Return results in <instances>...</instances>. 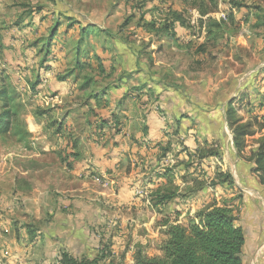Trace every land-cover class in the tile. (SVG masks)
Instances as JSON below:
<instances>
[{
    "label": "rangeland",
    "instance_id": "rangeland-1",
    "mask_svg": "<svg viewBox=\"0 0 264 264\" xmlns=\"http://www.w3.org/2000/svg\"><path fill=\"white\" fill-rule=\"evenodd\" d=\"M254 4L253 0H0V89L7 88L14 98L10 105L13 110L11 130L0 136V264H14L12 260L18 255L16 247L20 246V230H32L37 237L43 236L41 229L49 219L46 214L67 211L63 207L60 209L58 202L72 198V178L61 172L52 174L46 169L47 172L40 174L36 191L30 190L29 182L16 186L15 181L25 176V171L37 169L30 158L34 153L46 154L49 150L66 153L76 148L77 136L84 137L89 130L83 129L82 117L75 119L73 115L81 113L79 106L92 96H101L107 88H128L129 96L119 106L131 122L129 129L125 130L133 131L134 120L141 118L139 113L149 105L154 106L155 90L168 93L169 102H172L175 91L191 100L192 96L196 97L194 92H200L194 86L206 82L208 74L218 70L220 56L223 54L222 58L230 59L235 54L239 59L238 68L247 73L243 90L246 88L254 93L251 102L264 101V76H261L264 62L255 60L251 53L253 46L245 49L248 47L242 45L243 38L248 36L247 31H262L264 28L259 25L264 24V10ZM167 6L183 16L188 31L193 34L189 45L165 40L158 43L157 39L163 38L164 34L150 33L145 29L152 22L171 20L170 14L161 9ZM242 7L252 9L253 19L258 23H252L249 28L246 24L236 23L235 10ZM226 14H231L233 19H227ZM216 23L222 25L220 30L213 27ZM82 27H90L92 33L81 35L79 30ZM55 29L57 38L53 39ZM65 30L68 31L66 34ZM210 30L219 34V39L208 45L206 39ZM213 36L215 33L210 38ZM51 46L55 48L50 49ZM96 56L102 58L100 60L107 68L105 73L101 71ZM54 58H57L56 63H52ZM45 59L53 65L49 71L53 79L44 85L40 84V78ZM78 60L91 65L78 70ZM228 62L231 61H223V66L229 65ZM254 71L257 74L253 77ZM63 77H67V85L73 88L74 94L59 98L46 88H56L53 83L61 82ZM217 80L215 77V82ZM41 85L44 89L36 93L34 86L39 88ZM255 94L262 95L256 97ZM43 98L50 100L49 106L44 104ZM253 109H248L250 117ZM2 111L0 107V113ZM176 112L183 117L189 111L178 106ZM263 131L257 133L264 134ZM260 139H249L247 147L257 146ZM205 142L200 147L204 148ZM217 143L220 158L213 157V172L220 170L235 176L237 166L230 162L234 158L225 153L227 141ZM229 147L232 148L230 142ZM167 157L166 163L170 164L173 159L177 164L175 154ZM249 157L246 153L242 159L251 169L253 164ZM86 166L87 182L96 183L111 193L116 191L117 184L111 188L105 178L93 171L91 163ZM78 184L81 187L82 183ZM228 195L231 197V192ZM154 204L153 200L147 202L152 210L140 224H124L120 219L110 218L112 210L104 208L102 213L107 215L106 219L97 228L102 246L100 252L104 249L108 259L119 264H134L140 252L156 254L164 241L166 227L163 224L170 213L168 208L162 212ZM244 208L242 201L236 205L238 223L246 233L243 264H264V220L257 224ZM193 210L197 211L196 208ZM145 222L151 224L149 231L141 225ZM37 239L34 244L35 238L32 242H24L22 248L33 249L31 253L35 255L30 257L36 261L51 260L47 245H40V238ZM27 244L33 246L29 248ZM60 255L52 258L57 264Z\"/></svg>",
    "mask_w": 264,
    "mask_h": 264
},
{
    "label": "crops",
    "instance_id": "crops-1",
    "mask_svg": "<svg viewBox=\"0 0 264 264\" xmlns=\"http://www.w3.org/2000/svg\"><path fill=\"white\" fill-rule=\"evenodd\" d=\"M253 1L256 2L255 6L264 10V0ZM234 15L236 23H240L242 26L246 24L248 28L252 23L257 22V19H253L252 9L248 7L235 10ZM259 25L262 26L261 28L264 27L263 22ZM247 33L248 36L243 38L242 45L248 47L245 49H250L253 46L254 49L251 53L255 60L264 62V28L262 31L258 29L251 32L247 31ZM212 38L208 36L206 39L208 45L214 42ZM226 41H228V37ZM189 42L184 45H189ZM222 57L223 54L220 56L221 62L218 70L214 71L212 75L208 74L206 82L201 81L197 86H194V88H199L200 92H194L197 93L196 97L192 94L191 100L182 92L175 91L172 102H169L168 93L160 89L155 90L156 102L154 106L150 107L149 105L148 108H144L145 110L139 113L141 118L134 120L136 123L133 131L132 129L125 130L129 129L131 122L125 116L127 114L125 110L119 106L129 96L128 88L115 90L107 88L101 96H92L87 103L80 105L81 113H74V115L71 113L75 119L82 117L85 125L83 129L89 130L84 137L81 134L77 136L76 148L69 149L66 153L60 150H49L46 154L34 153L30 158L37 169L25 171V176L17 178L15 183L18 186L20 184L26 185L29 182L30 190L36 191L39 189L40 174L47 172L46 169L56 175L61 172L66 177L72 178L71 187L74 186L73 188H75L70 190L72 192L70 197L72 198L58 202L59 208H66V212L61 213L56 210V212L46 214L49 219H47L48 223L45 227L41 229L44 231L42 232L43 236L37 237L35 233L31 232L32 230H20V246L16 247L18 255H16L17 259L12 260L14 264H57L56 259L53 260L52 258L62 252H68L75 257L95 258L102 249L99 236H97V228L98 225H103L102 223L107 216L102 213L103 209L109 207L112 210L109 217L120 219L124 224H140L145 220V215H150L152 209L147 206V202L154 198V192L157 190L166 195L170 191H176L177 197L175 196L174 199L166 202V205L161 208L162 212L168 208L170 214L166 217L172 220H175L176 213H179L180 219L183 220L187 215L204 209L215 197L219 201L234 199V204L237 206L242 201L245 211L253 215L254 222L256 221L258 224L261 219L264 220V187L261 185L258 175L253 172L254 166L252 165V168L248 169L242 159L246 153L251 156L258 149L259 144L255 147H246V152L240 157L234 146L232 131L226 120L227 106L232 99L239 97L244 91L243 87L245 86L243 85L247 73L241 72L238 68L239 59H237V55L234 54V57L232 56L230 59ZM223 61L231 62H228L229 65L223 66ZM262 67L261 69H264V66ZM252 74L254 77V74L257 73L254 71ZM50 75L49 72L44 85L51 83L53 77ZM261 76L263 77L264 74ZM215 77L218 79L216 82ZM53 85L56 88L46 89L59 98L74 94L73 88L67 85V82L53 83ZM42 87L43 85L37 89L38 93L44 89ZM117 102L119 103L116 104ZM258 102H252V109L256 107ZM173 104L189 112L186 116L180 117L176 112L177 107ZM248 109H246V113H243L246 110L238 113L243 122L250 119ZM253 110L256 111L257 108ZM261 113L264 114V110ZM111 114H115L117 117L121 129L119 133H116L108 125L100 127V118L107 119ZM263 136L264 134L257 133L247 137L246 143L248 145L249 139H260ZM204 141L209 144L217 142L221 144L222 141H227L226 152L224 147L221 149L231 158H234L230 162L237 166L235 176L232 175L233 189L224 186L217 188V193L206 190L197 194H187L193 185L192 177L197 176L198 170L195 167L185 168L184 162H188L189 154L196 152ZM229 142L232 148L229 147ZM168 143H171L173 149L169 154L176 155L177 164L174 161L170 164L166 163L165 160L168 157L161 160V147H165ZM212 159L213 157H210L202 161V163L210 166L208 169L210 174L213 173L215 165ZM87 163H91L93 171L105 178L106 184L110 185L111 188L117 184L116 191L111 193L110 190H102L96 183L87 182L88 175L85 172ZM169 176H172V183L168 180ZM79 182L82 183L81 187ZM90 184L93 187L90 188ZM221 188L225 190H218ZM229 192H231V197L228 195ZM36 201L39 202L38 199ZM195 205H199V207H195ZM194 208L197 211H194ZM38 219L40 220V218ZM141 225L149 231L151 224L145 222ZM34 238L35 240H33ZM37 238H40L38 242L40 245H47L49 249L47 255L51 257V260L36 261L30 257L35 255L31 253L34 251L33 249L30 251L26 247L22 248L21 245L24 242L29 243L33 240L32 244H34L38 240ZM163 238L166 237L163 236ZM32 244H27V246L31 248ZM146 254L154 257L161 255V251L158 250L156 254L149 251Z\"/></svg>",
    "mask_w": 264,
    "mask_h": 264
},
{
    "label": "trees",
    "instance_id": "trees-1",
    "mask_svg": "<svg viewBox=\"0 0 264 264\" xmlns=\"http://www.w3.org/2000/svg\"><path fill=\"white\" fill-rule=\"evenodd\" d=\"M166 10L171 20L167 22H152L145 26L150 33L162 32L163 38H158L157 41H174L176 44H185L191 40L192 33L188 31L187 25L183 16L176 11H173L170 6L161 8ZM162 10V11H163ZM227 19H233L231 14H226ZM264 20V19H263ZM163 23V24H162ZM216 29H221L222 25L216 23ZM54 31V30H53ZM58 31V29H57ZM81 35L92 33L91 28L82 27ZM68 31L65 30V34ZM147 33V32H146ZM215 33L212 39L217 40L219 34L209 31V36ZM55 29L53 39L57 38ZM55 41V40H54ZM78 42L80 41L77 40ZM80 43V42H79ZM190 43V42H189ZM55 48L51 46L50 49ZM79 49H77L78 51ZM80 52L78 53V55ZM56 57V56H54ZM100 56H96L102 72L107 71L106 66L100 60ZM57 58L52 59V63H56ZM45 66L43 74L40 78V84L47 79V74L52 70L53 65L46 62L42 63ZM87 61L76 63L78 70H83L90 67ZM67 81V77H63L62 83ZM39 84V85H40ZM88 85V82L85 83ZM38 93L36 86H34ZM262 95V94H261ZM259 95V96H261ZM254 93L248 89L244 90L239 97L231 100L226 109V120L228 127L232 131L234 146L238 155L241 157L247 147L246 138L256 135L257 131L264 129V101L260 100L256 105L257 110L251 112L250 119L246 122L238 116L241 109H248L252 106L251 99ZM256 96V94H255ZM14 98L10 95L7 88L0 89V107L3 111L0 113V136L8 134L12 126L13 110L10 108ZM100 127L108 125L114 129L116 133L121 131L115 114H111L109 118H100ZM205 147H200L193 154H189L188 162H184V167L189 169L197 168L198 174L192 177L193 185L187 194H197L202 191L211 190L217 193V188L228 186L234 188V180L230 172H222L217 170L209 173L210 166L202 163L206 158L219 157V145L217 143L205 142ZM172 145L168 143L165 147H161V160L165 159L172 152ZM66 161V159H64ZM249 161L254 166V173L258 175L261 185L264 187V137L259 140V147L249 157ZM70 166V163H68ZM202 173V174H200ZM172 183V176L168 177ZM176 191H170L167 195L161 194L160 190L154 192L152 199L154 207L161 210L166 205L165 203L174 199ZM177 197V196H176ZM233 200L223 199L217 200L215 197L210 204L204 209L197 211L192 215H187L183 220L180 219V214L176 213L175 220L165 218L163 226L165 239L160 246L161 255L150 257L146 254L139 253L136 256L134 264H243V249L246 244V233L243 227L238 223L236 217V205ZM58 264H119L113 259H108L105 250L103 249L98 256L89 259L87 257H75L68 252H62Z\"/></svg>",
    "mask_w": 264,
    "mask_h": 264
},
{
    "label": "built area",
    "instance_id": "built-area-1",
    "mask_svg": "<svg viewBox=\"0 0 264 264\" xmlns=\"http://www.w3.org/2000/svg\"><path fill=\"white\" fill-rule=\"evenodd\" d=\"M43 102H44V104L46 106H49L50 105V100L48 98H43ZM170 161L172 162L173 160H170Z\"/></svg>",
    "mask_w": 264,
    "mask_h": 264
}]
</instances>
